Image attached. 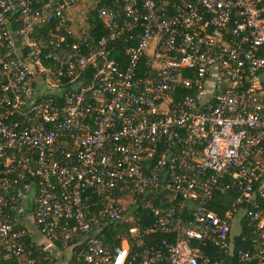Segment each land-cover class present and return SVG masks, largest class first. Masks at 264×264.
Returning a JSON list of instances; mask_svg holds the SVG:
<instances>
[{"label":"built area","instance_id":"built-area-1","mask_svg":"<svg viewBox=\"0 0 264 264\" xmlns=\"http://www.w3.org/2000/svg\"><path fill=\"white\" fill-rule=\"evenodd\" d=\"M85 1L0 0V264H37L22 242L29 211L47 239L42 251L75 240L85 264H225L191 240L264 264V0H116L99 9L109 33L96 47L89 29L74 34L70 25ZM52 22L56 35L32 37ZM63 29L77 39L60 55ZM118 39L126 53L109 59ZM44 60L59 64L56 73ZM90 65L87 83L60 84ZM227 178L239 195L221 218L209 203L230 197ZM29 190L36 199L26 211ZM87 192L121 222L137 198L180 206L152 207L153 223L129 230L133 245L124 237L111 249L86 212ZM189 202L197 206L184 225ZM241 205L253 226L248 249L228 240ZM159 229L176 240L146 245Z\"/></svg>","mask_w":264,"mask_h":264},{"label":"trees","instance_id":"trees-1","mask_svg":"<svg viewBox=\"0 0 264 264\" xmlns=\"http://www.w3.org/2000/svg\"><path fill=\"white\" fill-rule=\"evenodd\" d=\"M87 0L85 1L89 3ZM116 0H93V5H87L84 4L82 8L86 10V19L82 22L81 17L77 22H71V28L73 29L74 34H78L82 28L89 29V41L94 46H98L99 41L102 39L103 36L107 35L109 33L108 28L106 27L105 23L100 19L99 17V9L102 7H109L112 8L115 6ZM80 4V3H79ZM82 4H80L81 6ZM174 12V11H173ZM56 23L52 22L49 24H43L39 25L34 28L32 37L36 38L37 41L39 39H46L50 38L53 35H56ZM141 30L138 31L137 34H139ZM63 34L65 35V41L62 43V47L57 50V52L61 54H67L71 51L73 44L76 42V37L74 34L69 35L66 33V29H63ZM127 44L124 43L123 39H118L117 42H114L113 44L109 45L107 48V51L109 53L108 58H116V59H122L125 55ZM33 53V49L27 48L26 54ZM82 53L88 54L89 49L86 46L82 47ZM97 61H101V56L97 55ZM45 65L49 66L54 73H56V70L59 68V64H56L53 60H44ZM143 67V66H142ZM95 74V68L90 65L85 69V72L83 76L78 79L76 82H72L69 77H64L60 80V84L64 88H69L74 85H77L78 83H87L90 81ZM36 84V83H35ZM191 93L189 90H180L178 94L180 95H186ZM49 96V94H48ZM46 97V96H45ZM174 99H177L176 96H174ZM228 184L231 186L230 189V196H233V198L238 197L239 193L237 189L233 186V180L230 178H227L225 180V185ZM117 196L120 195V193L116 194ZM102 198L92 194L90 192L85 193V204L87 205V214L89 217H96V221L99 225L103 227L101 231V235L103 236L104 241L106 242V245L113 249L117 246L121 245L122 239L124 237H127L130 240V243L133 245V239L130 234V229L137 226V227H148L150 226L153 221L155 220V215L152 211V207L159 206L160 208H167V207H179L180 201L178 200H170L167 199L164 201V203L161 205L157 198L154 197H148L145 203L144 201L141 202L139 198H137L138 203L137 206L133 208L132 215L129 221H115L110 219L109 214H101L104 209V205L102 203ZM262 206L264 207V199L262 200ZM149 205V206H147ZM197 206V203L189 202L187 203L186 210L183 212V222L184 225L191 219L192 213L195 211ZM243 206L241 205L238 207V213H233L232 218L230 221H232L231 230L229 231V241L232 242L233 246L236 248H243L248 249L251 248L253 245V226L251 224V221L249 217L244 214L243 212ZM209 208L214 210L221 218H226V214L228 211L231 210L232 206L228 205H222L218 201H211L209 203ZM239 214V215H238ZM241 214V215H240ZM238 216L239 223H243V229L241 230V233L238 235L233 234V220ZM95 220V219H94ZM249 222V227L246 226L245 223ZM163 239H169L170 241L176 240L175 234H168L164 232L163 230L159 229L155 233H150L145 237V244L152 246V247H159ZM23 244L25 245L27 251H31V258H34L36 260L37 264H57L55 263L54 259L52 258V253L55 249L50 250L48 252L42 251L41 244H38L37 240L34 236L26 235L23 240ZM77 241L70 242L71 246H74L73 248H69L67 250H70L72 252V259L70 260V264H85L77 261V250L78 246L74 245ZM190 244L192 247L201 248L202 254L210 257L213 260H225V264H242L240 259L236 256H226L225 251L220 248L219 246L215 245V243L209 242L206 247H203L201 244L199 245L196 241H190ZM65 250L62 247L61 243H57V249ZM2 264H14L13 260L7 259V260H1ZM162 264H169L168 261H164Z\"/></svg>","mask_w":264,"mask_h":264},{"label":"rangeland","instance_id":"rangeland-1","mask_svg":"<svg viewBox=\"0 0 264 264\" xmlns=\"http://www.w3.org/2000/svg\"><path fill=\"white\" fill-rule=\"evenodd\" d=\"M80 4H82L80 6ZM78 7H76V9L74 11H72V15H71V19L74 21V22H77L79 20V18L81 17V21L85 20V18L87 17L86 16V10L85 8L83 9L82 6L84 4H87V5H93V1H89L88 2H81ZM48 81L44 84V85H47ZM40 92H44L43 89H40ZM50 92L49 91H45V93H48ZM232 200H233V196H230L228 198H221V200L219 201L222 205H225V206H228V205H231L232 204ZM27 219H29V222H28V229L30 230L31 232V235L34 236L36 239H39L40 237H38V234H37V225L32 217V214L31 212L29 211L28 215H27ZM237 225H235L234 229H233V234L235 233V235H238L241 233V230H244L243 229V223L241 225V223H239V218L237 217ZM247 227H249V222L248 223H245ZM44 238H46L44 236ZM52 258L54 259L55 263L57 264H61V263H70V260L72 259V252L70 250H61L60 248L59 249H55L52 253Z\"/></svg>","mask_w":264,"mask_h":264},{"label":"crops","instance_id":"crops-1","mask_svg":"<svg viewBox=\"0 0 264 264\" xmlns=\"http://www.w3.org/2000/svg\"><path fill=\"white\" fill-rule=\"evenodd\" d=\"M22 196H23V198H24V204H25V207H26V211L29 209V208H31L32 206H33V204H34V201H35V199H36V192L34 191V190H29V191H27L26 193H22ZM27 205V206H26ZM32 212V211H31ZM32 214V213H31ZM33 217V216H32ZM238 216H236V218H237ZM234 219L233 220V225L235 226V225H237V219ZM37 234H38V237H40L39 239H36L37 240V242L38 243H40V244H42V245H44L45 243H46V241H47V239L46 238H44V236H42V234H40L39 233V230H38V228H37ZM67 250V249H66ZM61 264H66V263H61ZM68 264H70V263H68Z\"/></svg>","mask_w":264,"mask_h":264}]
</instances>
